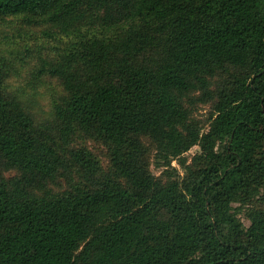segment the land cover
<instances>
[{
    "label": "trees",
    "instance_id": "16d2710c",
    "mask_svg": "<svg viewBox=\"0 0 264 264\" xmlns=\"http://www.w3.org/2000/svg\"><path fill=\"white\" fill-rule=\"evenodd\" d=\"M2 23L39 31L0 34V264H264V0H0ZM22 71L58 87L48 116Z\"/></svg>",
    "mask_w": 264,
    "mask_h": 264
},
{
    "label": "rangeland",
    "instance_id": "374dc122",
    "mask_svg": "<svg viewBox=\"0 0 264 264\" xmlns=\"http://www.w3.org/2000/svg\"><path fill=\"white\" fill-rule=\"evenodd\" d=\"M37 33L39 31V28H33L30 29L27 34H22V40H19L17 37L18 31L17 29H12V26L9 24L7 25L6 23L0 24V34L7 35V38L4 37L5 39H2V42L5 40H15L16 42L19 41L18 43H28V45L33 46V41L35 38L34 32ZM16 35L15 37L13 35ZM39 37V36H38ZM36 38L37 43H41L43 39L41 37ZM14 41V42H15ZM27 41V42H25ZM9 82L12 85V88L14 89H20L21 94H22V99L27 101L31 105V109L33 111V114L36 118H43L46 117L50 114L51 108H52V92L53 90L58 89V87L54 83H50L48 81L41 82L40 84L37 83V85L32 87L27 79V75L25 72H21L19 75L12 77ZM208 113V106H199V109L196 112V116L198 118L205 119L207 117ZM85 145L89 146V148L97 153L103 161V164L106 165L107 163V158L104 155V147L100 145L98 142L94 141H84ZM199 151V146L195 145L191 147L187 152H186V157L190 159L195 153ZM172 164L176 165V162L173 161ZM151 170L153 173L158 174L160 170L153 165H151ZM241 219L243 222L248 225L249 221L248 219L244 216L243 213L240 214Z\"/></svg>",
    "mask_w": 264,
    "mask_h": 264
}]
</instances>
